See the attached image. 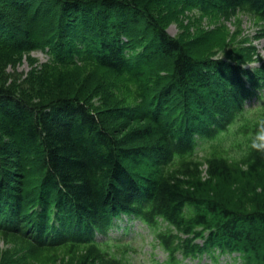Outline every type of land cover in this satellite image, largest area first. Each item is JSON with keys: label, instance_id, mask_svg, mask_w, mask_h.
Instances as JSON below:
<instances>
[{"label": "trees", "instance_id": "obj_1", "mask_svg": "<svg viewBox=\"0 0 264 264\" xmlns=\"http://www.w3.org/2000/svg\"><path fill=\"white\" fill-rule=\"evenodd\" d=\"M192 10L212 21L237 12L264 20V0H0V73L43 51L49 67L91 64L128 79L140 99L104 110L88 98L89 80L71 92L51 74L0 76V231L43 248L95 246L88 221L103 218L95 227L107 230L121 214L161 217L193 237L187 254L239 252L264 264L263 104L240 136L231 133L248 102L264 101V66L246 68L244 49L226 52L220 29L194 32L183 22ZM225 135L247 166L240 198L226 187L241 157L213 153L207 180L193 160L202 142ZM181 160L183 169L167 171ZM93 250L81 264H108Z\"/></svg>", "mask_w": 264, "mask_h": 264}, {"label": "rangeland", "instance_id": "obj_2", "mask_svg": "<svg viewBox=\"0 0 264 264\" xmlns=\"http://www.w3.org/2000/svg\"><path fill=\"white\" fill-rule=\"evenodd\" d=\"M186 12V11H185ZM186 16V17H185ZM184 21L193 23L192 30L195 32L198 28L207 30L220 29L223 37L226 39L225 51L233 49H244L248 57L252 58L246 68L255 70L264 66V20L250 16L246 13L237 12L234 15L221 16L215 21L209 17H202L196 10L187 11L184 14ZM38 29L44 28L41 24V19L36 21ZM182 30L178 25H172L169 33L172 36H178ZM219 37L212 42L216 44ZM210 41L204 46L207 48ZM210 48V47H209ZM214 49H219L215 47ZM215 50V51H216ZM217 56H224V51H221ZM47 56L42 52H32L24 55L20 62L11 63L1 70L0 76L2 79H7V82L14 80H21L35 71L38 75H52L65 81V87L71 92L78 90L81 82L89 80L91 87L89 94H91L92 104L96 108L108 109L113 106H136L140 103L139 96L136 92V87L133 82L125 78L116 77L113 73L99 69L91 64H83L76 67H49L47 66ZM1 69V68H0ZM96 88H99L98 95H95ZM263 104L264 101L251 100L247 107L250 106V111L246 112L241 122L233 125L232 132H237L238 125L244 124V117L254 120L258 112V105ZM135 124V123H134ZM230 129V128H229ZM238 134V132H237ZM238 136H240L238 134ZM239 139V138H237ZM234 136H223L221 141L209 140L202 142L197 154L193 157L195 163L198 164L199 173L203 180H207L209 176V161L208 159L215 152H220L219 157L231 156L239 158V165L232 178L234 181L226 187V191L231 193L234 198H240L242 195V188L239 185L240 171H247V166L244 163V158L239 155L240 151L232 150ZM217 156V155H216ZM186 161H178L176 164H170L167 171L183 169ZM180 175V174H178ZM243 185V183H241ZM264 196V192H262ZM244 201V200H243ZM120 229L113 230L110 237H113V245L100 242V247L90 245H57L50 248H43L40 245L28 240L22 235L9 232L0 231V264H81L86 258L90 248H94L96 255H101L102 250H106L111 255H116L117 262L110 264H166L165 262L170 258L171 263L176 259L183 262V264H249L242 256L237 253L231 254H214L205 255L198 259L185 258L180 247H165L160 244L162 234H173L174 237H169V244L183 243L185 238L180 232H171L165 223H162L157 229H154L147 223L139 219L131 220L129 222H118ZM127 228V229H126ZM102 234V233H100ZM105 236L108 235L104 234ZM129 247V249H128ZM102 249V250H101ZM106 253V252H105ZM126 254V257L123 255ZM107 255V253H106ZM217 257V259L212 260ZM180 264V263H179Z\"/></svg>", "mask_w": 264, "mask_h": 264}, {"label": "bare ground", "instance_id": "obj_3", "mask_svg": "<svg viewBox=\"0 0 264 264\" xmlns=\"http://www.w3.org/2000/svg\"><path fill=\"white\" fill-rule=\"evenodd\" d=\"M23 6H25V5H23ZM183 22H184V24L186 23L184 20H183ZM170 25L167 27V32H168V34H170L169 33V29H170V27L172 26V25H178V27H179V24L176 22V21H172L171 23H169ZM52 29L53 28H55V26H52L51 27ZM180 28V27H179ZM171 35V34H170ZM172 36V35H171ZM173 37H176V36H173ZM45 55L47 56V59H49L48 58V54L47 53H45ZM48 61V60H47ZM128 80V79H127ZM128 81H130V80H128ZM132 82V81H131ZM34 173H35V171H34ZM35 174L37 175V176H35ZM35 174H33L34 175V177H36L35 179H37V177H40V179H42V177H44V179H45V176H43L44 174H41V172H39L38 174L37 173H35ZM40 179H39V182H40ZM39 200V198H37V197H35V198H33V199H30L29 200V203L30 204H32V203H34L35 204V206L37 205V201ZM70 212L72 213L73 212V214L75 215V213L77 212V210H75L74 208H72L71 210H70ZM72 215V214H71ZM73 216V215H72ZM7 217H10L9 215H7ZM98 219V218H97ZM93 225L87 232H86V234H85V237H87V239L89 238V237H94V240L93 241H95V242H97L98 243V247H100V242H102V241H104L105 239V241H104V243H112V242H114L113 241V237L111 236L110 237V234L113 232V230H111V229H104V227L102 226V228L101 229H99L98 227H95V226H101L102 224H103V218L102 219H98V222L95 224L94 222H89L88 221V223H87V226H90V225ZM10 225V224H9ZM53 225L56 227V228H58V222H54L53 223ZM100 233H102V234H100ZM108 233V235L107 236H105L104 234H107ZM235 253H237V254H239L240 255V253L239 252H235Z\"/></svg>", "mask_w": 264, "mask_h": 264}]
</instances>
